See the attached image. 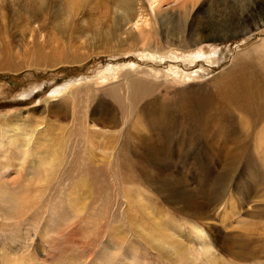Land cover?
<instances>
[{"label":"rangeland","instance_id":"rangeland-1","mask_svg":"<svg viewBox=\"0 0 264 264\" xmlns=\"http://www.w3.org/2000/svg\"><path fill=\"white\" fill-rule=\"evenodd\" d=\"M171 2L0 0V262L177 264L144 237L134 186L224 264H264V0ZM134 11L152 50L181 51L140 56ZM88 87L103 103L84 120Z\"/></svg>","mask_w":264,"mask_h":264},{"label":"bare ground","instance_id":"bare-ground-1","mask_svg":"<svg viewBox=\"0 0 264 264\" xmlns=\"http://www.w3.org/2000/svg\"><path fill=\"white\" fill-rule=\"evenodd\" d=\"M148 1L152 4V0H148ZM198 1L199 0H172L171 4L173 5V8L179 7V6H182V8H190L194 6V4H196ZM179 8L180 9L178 8L177 9L179 10V12H181V14L182 12H185V10L183 11L181 7ZM173 10L175 9H172V11ZM163 17L166 19V15H164ZM146 18L145 16L142 15V13L134 11L132 12V14L128 15L127 22H126V24L129 25V29H130L129 31L131 34H133L132 36L135 38V40L137 39L139 42H142L143 44L145 43L147 45V47L141 48V50L143 51L141 52V54H139L140 56L154 57L157 55L159 58H162L163 54H168V57H171L173 53L181 51V47H176V49H171V50L168 49L167 51L164 50L163 52H158L157 50H154L157 48L155 45V41H152L151 43L150 41L152 40V37L154 35L153 31L156 32L154 28L156 22L153 23L154 26L153 25L151 26L149 23L150 20H147ZM196 44H199V42H196ZM152 48L154 49L152 50ZM244 57H248V56L245 55V56L238 57L236 59V63L237 64L242 63L243 65L246 64V62H243ZM231 72L232 71H229V73ZM177 73H178V69L170 71V74L172 76H176ZM229 73H226V75L228 76ZM186 79L187 81H191L192 77L187 76ZM144 87L140 86L141 93L139 94L140 96L138 95L140 98L142 97L141 95L146 96L149 93L148 90L150 89L148 88V86L147 87L144 86ZM90 89H91L90 87L84 89L87 91L85 95H84L85 93L84 90L74 91V92L71 91L68 93L69 95H67L68 98H70V100L75 102V105H78L79 107L80 105H82L81 103L83 102L81 100L82 99L81 95L82 94L84 95L83 99L85 100L84 101L85 103L84 102L83 103L85 105L80 108L81 112L84 113V116L82 113V116L80 117H83L84 120L88 114L91 117L96 118L95 115L98 116L96 112L97 108L101 107L100 104L103 103L102 101H100L98 106H95V107H91V105L87 106V104H91L90 101H93L95 99L94 98L95 94L93 92H90ZM158 100H159V97L155 98L151 102L148 101L145 104V106L148 104L155 105L158 103ZM155 112L156 110H152L150 116H155ZM162 112L163 114H165L166 112L165 107L163 111H161V113ZM159 118H161V116H159ZM85 122H88V121H85ZM85 127H86V129H84L85 131L82 130L80 136L85 138V142L87 143V148H90L92 145H94V143L92 142V137L88 135V133H90L87 131L88 125H85ZM139 127L142 128L141 126ZM142 130H143V133L145 134L143 136H140L141 138L139 139H141L144 143L148 142L149 141V139L147 138L148 135L146 132H144L145 130L143 128ZM29 156H30L29 152L22 153V157H23L22 160L26 159V157H29ZM55 159H56L55 156H53L50 162L51 166L53 162L55 161ZM47 168H49V162L47 163ZM127 193L129 197V204L132 205L131 207L132 211H135V214L138 215V218L145 222L144 224L145 228L142 231L144 237L147 240L151 241L153 244H156L158 246L159 245L164 246V248L168 250L171 249L172 252L176 254L175 259H176L177 264H189V263L194 264V263H197V260L202 261L203 264H224L215 255L211 244L207 241V238L203 230L200 227H198V225L190 222L189 223L191 225L190 232L185 233L182 227L177 226L174 222L167 223L168 222L167 219L160 218V213L157 211L156 208L153 209L149 207L148 205H146V200L144 199L143 195L140 193L138 188H135L134 186L128 187ZM194 243L196 244V248H194V245H193ZM11 252L17 253L19 251L15 250ZM2 259L4 260V263L1 260L0 264H21L22 262L23 264L27 263V261H25L26 259L21 262L17 261L18 263L14 262V260L12 262L11 257L8 258V256L6 258L2 257Z\"/></svg>","mask_w":264,"mask_h":264}]
</instances>
